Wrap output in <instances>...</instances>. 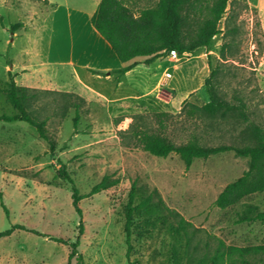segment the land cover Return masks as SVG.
Returning <instances> with one entry per match:
<instances>
[{
    "label": "rangeland",
    "instance_id": "obj_1",
    "mask_svg": "<svg viewBox=\"0 0 264 264\" xmlns=\"http://www.w3.org/2000/svg\"><path fill=\"white\" fill-rule=\"evenodd\" d=\"M158 1L126 3L139 15ZM52 2L89 6L87 0ZM50 7L49 0H0V115L17 113L8 96L9 72L14 75V65L27 64L29 51L36 55L35 61L46 54L49 34L45 21ZM17 22L23 26L13 32L10 26ZM218 28L211 43L193 53L178 58L168 53L150 64L145 63L146 57H137L144 64L127 77L122 88H117L118 75L102 83L80 73L97 90L81 94L76 92V73L68 69L59 75L63 84L30 87L41 92L31 98L27 110L47 120L49 140L41 138L28 122L0 120V192L9 209L7 216L0 198V232L14 224L25 227L0 238V264H67L70 246L53 237L76 241L81 219L84 232L78 249L85 264H184V240L169 232L168 223L176 224V220L164 208L157 215L143 208L136 210L128 254L126 206L134 182L135 205L157 190L166 206L202 230L199 238L205 239L206 231L227 244H264V220L238 222L246 212L264 210V191L225 209L214 203L223 188L248 169V158L228 151L197 158L187 168L178 154L152 155L133 141L124 142L119 134L129 128L134 114H143L146 123L156 127L155 113L167 111L172 114L167 134L176 143L197 133L205 144H241L242 117L216 119L210 124L182 112L188 103L201 106L209 101L205 79L213 69L218 70L213 81L220 95L232 101L242 98L249 117L264 124L263 16L247 0H231ZM224 43L230 46L226 57L221 54ZM54 67L56 72L62 70ZM167 72L172 76L167 78ZM66 80L73 85H64ZM65 93L84 99L76 129L71 105L80 100ZM62 163L81 194L88 193L105 175L118 178L119 183L82 198L80 218L73 205L72 183L56 176ZM153 201L158 206L156 195ZM69 264H80L77 256Z\"/></svg>",
    "mask_w": 264,
    "mask_h": 264
},
{
    "label": "trees",
    "instance_id": "obj_2",
    "mask_svg": "<svg viewBox=\"0 0 264 264\" xmlns=\"http://www.w3.org/2000/svg\"><path fill=\"white\" fill-rule=\"evenodd\" d=\"M230 1L159 0L155 6L147 7L141 10L139 15H135L126 0H101L91 18V22L96 30L110 43L118 58L125 63L124 66L113 71L118 74V79H121L128 70L138 64L133 61L137 57H146L145 63L150 64L157 58L167 55L171 50H176L182 55L193 53L201 47L208 46L213 37L220 31L218 24L226 14ZM21 26H23V23L17 22L12 24L10 29L15 32ZM229 47V43L222 45L221 54L223 57H226V51ZM92 71L94 73L102 72ZM217 73L218 70L213 69L205 79L209 101L201 106L188 103V106H183L182 112L190 118L198 117L209 120L210 124L216 119H225L230 116L242 117L245 124L240 131L241 144H205L197 133H192L185 142L176 143L167 134V121L172 116L167 111L155 113L156 127L149 126L143 114H134L130 117L132 121L129 128L120 130L119 134L124 142L133 141L135 146L141 147L152 155L165 158L171 153H176L187 168L197 158H208L211 155L228 151H234L237 156L248 158V169L241 176L229 182L214 202L217 207L225 209L237 204L249 195L264 191V124L258 123L249 117L246 111L247 104L242 98L235 97V101H232L220 95L213 81ZM9 74L11 77L9 101L17 109V113L0 115V120L28 122L35 127L41 138L49 140L46 130L47 120H40L38 116L27 110L31 98L41 90L18 85L11 71ZM63 95L76 97L80 100V102L71 105L75 107L73 123L76 129L80 120L79 111L84 99L73 93ZM56 176L72 183L73 205L80 218L83 216L79 204L82 198L99 193L119 183L118 178L105 175L100 182L93 185L88 193L81 194L64 163L57 170ZM136 195L137 188L134 182L126 206L125 230L128 254L131 250V225L136 210L143 208L149 214L157 215L163 213L164 208L167 214L176 220V224L168 223L169 232L179 240H184V264H264V244L248 246L227 244L223 238L206 231V238H199L198 234L202 230L179 212L166 206L157 190H154L153 194L148 195L137 205H135ZM154 195L158 198V206L153 201ZM0 198L1 205L7 216H9V209L4 202L2 192H0ZM256 220H264V210L255 213L252 211L246 212L238 219V222ZM17 228L25 229L22 225L14 224L11 228L0 232V238L11 235ZM32 232L37 233L34 230ZM83 232L84 224L81 219L76 241L53 237V240L70 246L67 264L75 256H77L80 264H85L78 249L80 236ZM131 264L142 263L134 261Z\"/></svg>",
    "mask_w": 264,
    "mask_h": 264
},
{
    "label": "crops",
    "instance_id": "obj_3",
    "mask_svg": "<svg viewBox=\"0 0 264 264\" xmlns=\"http://www.w3.org/2000/svg\"><path fill=\"white\" fill-rule=\"evenodd\" d=\"M49 1L51 7L45 21L48 23L49 34L46 54L41 60L35 61L36 55L29 51L27 64L14 65L16 83L28 87L60 85L63 82L59 75L68 69L76 73V92L86 94L97 91L81 79L80 73L91 80L107 83L118 75L113 71L125 65L91 22L101 0H87V7ZM247 2L261 13L264 22V0ZM133 61L138 64L128 70L120 80L117 79V88L124 87L127 77L144 64L138 58ZM51 66L60 67L62 70L56 72V68ZM91 69L102 72L94 73ZM64 85L73 84L66 80Z\"/></svg>",
    "mask_w": 264,
    "mask_h": 264
},
{
    "label": "built area",
    "instance_id": "obj_4",
    "mask_svg": "<svg viewBox=\"0 0 264 264\" xmlns=\"http://www.w3.org/2000/svg\"><path fill=\"white\" fill-rule=\"evenodd\" d=\"M169 56L172 57V58H178L179 57V53L176 50H171L169 52ZM171 76H172V73H169V72L166 73V77L167 78H169Z\"/></svg>",
    "mask_w": 264,
    "mask_h": 264
}]
</instances>
